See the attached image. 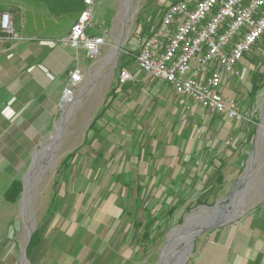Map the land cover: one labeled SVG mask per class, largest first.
Instances as JSON below:
<instances>
[{"label": "rangeland", "instance_id": "obj_1", "mask_svg": "<svg viewBox=\"0 0 264 264\" xmlns=\"http://www.w3.org/2000/svg\"><path fill=\"white\" fill-rule=\"evenodd\" d=\"M9 1L0 0V5L4 2L5 10L12 11L15 29L20 34L34 35L31 32L36 24L45 25L42 20L36 22L30 17L33 25L26 32V21L16 14V3ZM173 1L94 0L92 25L87 32L104 37L105 43L91 62L82 49L76 50L80 62L89 64V69L82 79L86 83L79 87L81 81L74 88L71 102L62 101L64 78L52 79L51 84L59 82L60 90L51 96L57 95L58 102L47 129L39 130L36 126L31 131H15V126L8 123L17 120L18 115L24 118L22 114L36 106L35 101H26L31 97L28 86L14 94L20 98L19 108L11 106L10 99H1L0 264H36L34 255L44 250V244L53 249L55 259L51 263L63 264L62 247L68 245V250L71 249L75 237L78 264H159L168 239L176 240L186 221L198 224L206 217L203 213L209 209L204 204L196 206L198 198L207 197V204L211 207L217 202L218 208L233 199L236 181L241 177L238 175L248 169H245L246 158L243 160V156L233 153L246 147L251 138L248 128L264 127V35L244 55L241 76L224 75L221 85L222 95L236 101L252 122L210 117L206 109L184 98L194 110L188 113L173 91L167 95L157 91L155 82L144 77L135 61L129 60L131 63L125 67L135 74L141 88L136 90L132 83L118 86L121 60L125 62L134 57L141 42L159 22L166 5ZM21 7L25 17V8ZM34 12L32 9L30 13ZM72 22L73 18L55 23L43 35L55 37L64 45L63 38ZM194 62L193 59L191 65ZM6 63H1L0 80L16 73V68ZM209 67L218 66L212 61ZM16 77H19L17 73ZM17 81L20 82L16 80L17 84ZM252 84L261 86L253 100L249 96ZM1 87L7 97L8 85ZM112 87H116L112 99L106 98ZM125 91L139 94L137 98L122 96L121 99L118 94ZM46 94L41 101L44 104L49 101L51 91ZM108 101L111 105L95 120ZM43 112L48 113L46 109ZM179 132L175 139L174 134ZM238 132L244 134L238 137L233 148L226 140L237 138ZM260 133L259 156L264 155V129ZM73 150L74 154L64 162ZM220 162L224 163L225 179L219 185L215 183V176ZM13 180L21 182V191L10 202L4 192ZM246 182L238 185L240 193L231 219L250 203L251 188ZM50 204L52 210L47 214ZM143 206L154 215L153 225L147 221L150 217L145 220ZM169 206L174 207L173 212H168ZM214 212L218 213L215 210L209 214ZM29 229L32 233L38 230L40 243L29 257L27 253L24 257L22 251ZM208 231L211 229L203 230L191 242L181 264L190 263L197 237ZM144 236L147 238L141 241ZM184 245H175L174 252H179ZM175 259L177 254L172 253L166 262L172 264Z\"/></svg>", "mask_w": 264, "mask_h": 264}, {"label": "built area", "instance_id": "obj_2", "mask_svg": "<svg viewBox=\"0 0 264 264\" xmlns=\"http://www.w3.org/2000/svg\"><path fill=\"white\" fill-rule=\"evenodd\" d=\"M83 5L64 41L94 58L105 39L87 32L92 25L94 0H83ZM262 35L264 0H175L166 5L155 28L141 42L134 61L148 77L169 84L186 110H192L186 101L189 99L226 121H250L220 88L224 75L241 76L244 55ZM25 39L15 29L13 16L0 12V48H13ZM212 61L218 67H209ZM84 76L85 71L78 66L69 70L63 102L72 101L74 88ZM133 79L134 73L125 66L120 68L119 87Z\"/></svg>", "mask_w": 264, "mask_h": 264}, {"label": "crops", "instance_id": "obj_3", "mask_svg": "<svg viewBox=\"0 0 264 264\" xmlns=\"http://www.w3.org/2000/svg\"><path fill=\"white\" fill-rule=\"evenodd\" d=\"M21 35L23 37H26V39L24 41H21L17 46L10 49L0 48V70L3 69L1 63L6 61V64L9 63L10 66H14L16 68V73L20 77V79L19 77L17 78L15 73L14 75L7 77L4 80H0V107L2 105L1 99H5V101L7 99H10L12 101L11 106L16 105L15 107L19 108L17 102L20 98L17 97V94L15 96L14 94L19 88L28 86L26 87L28 90L27 92H30L31 97L29 99H26V101H35V103H37L36 106L34 108H31V110H29L27 114H22L24 118H20V116L18 115L17 120L15 118L8 121V123L15 126V131H31L33 130V127L35 129L36 126H38L39 130L47 129L49 117L53 114L56 103L58 102L57 95H55L54 98H52L51 96L54 92L58 93V91L60 90L59 82L51 84L52 79H57L58 81L59 79L64 78V80L62 81V86L64 88L68 77V72L71 68L78 66L85 71L88 68L89 64L88 66L86 65V63L82 64L76 56V49L70 47L67 43H64V45L58 43L55 37H52L50 35H43L40 33H35L34 35ZM80 49L85 52L88 61L91 62L93 58H90L83 48ZM144 77H147L151 82H155L154 88H159L157 91L162 90L164 95H167L168 91H173L171 87H167V85H165L160 80L152 79L145 73ZM16 80H20V82L17 81V84ZM138 82L139 80L134 74V79L132 81H128L127 83H125V85L132 83L131 85L134 88L136 87L137 90L138 88H141ZM85 83L86 79H84V81L79 84V87L83 86ZM4 84L8 85L9 89L7 97L5 95V89L1 87ZM48 91H51V95L49 96V101L44 104L41 101L46 98V93H48ZM61 91L63 92L62 87ZM138 91H133L134 93L125 91L121 92V94L118 95L121 96V99L123 97L129 99H131L132 97L137 98L139 94ZM37 101L40 102L38 103ZM44 108L46 109V111H48V113L43 112L45 110ZM192 111L194 110L192 109L191 111L187 112L192 113ZM205 111L206 114L210 117H221L220 115L211 114L207 110ZM242 112L247 114V112L243 110ZM16 116L17 114L14 117ZM215 119L216 118H214L213 121H216ZM233 121H237V123L246 122L245 120L238 119ZM247 122H252V120ZM262 122L263 120H261L260 123L262 124ZM208 125H210V127H215L213 123H209ZM232 127L234 126L232 125ZM263 129L264 127L260 129V126H252L251 128H248V136H250L251 138L248 141L246 147L241 148L233 153L234 156H243V160L244 158H246L245 161L247 160V165L245 169H248L238 175H241V177L236 181L235 193L233 194V199L230 200V203H226L225 205H223V208H218L216 206L217 202H214L213 206L211 205L210 207V205L207 204L208 200H206V203H200L208 207L209 213L216 210L218 213L213 216V219L222 224L218 225L215 228H212L211 231L207 232V234L205 233L197 237L195 242L196 247L189 264H264V155L259 156L257 147L258 138L261 134L260 132ZM220 130L222 131L223 129L220 128ZM180 132L178 134H174L175 139H178ZM243 134L244 133L238 132L237 138L235 137V139L233 140L227 139L226 141H230L229 144L231 145V147L235 148L238 137ZM223 167L224 163L220 162L219 167L216 170L215 183L219 185L222 184L225 179L222 174ZM248 171L249 173H247ZM219 174H221V178H217V175ZM245 175L246 177L243 181L247 180L245 185L251 188L250 203L247 208L242 211L237 217L231 219V211L235 210L237 198L240 193L238 185L243 183V181L240 182V179H242ZM245 185H243L242 187H245ZM207 212L203 213L206 214V217L203 218L201 222L209 218V216L207 217ZM200 214L201 215L199 216L201 217L202 213ZM43 247L44 250H42L41 253H36L34 255V259L36 258V264H50L53 259H55L52 252L53 249L50 247V245L44 244ZM62 248L65 251L63 254H60L62 263L78 264V261L76 263V237L72 242L71 249L68 250V245L63 246ZM64 259L65 263L63 262ZM69 261H71V263H69Z\"/></svg>", "mask_w": 264, "mask_h": 264}, {"label": "trees", "instance_id": "obj_4", "mask_svg": "<svg viewBox=\"0 0 264 264\" xmlns=\"http://www.w3.org/2000/svg\"><path fill=\"white\" fill-rule=\"evenodd\" d=\"M9 1V0H7ZM9 2L11 3H16L15 6V10H16V14L18 16H21V18L23 19V21H26V25H27V29L26 32L30 31L31 26L33 25L31 23V19H29L30 17H32L34 20H36V22H40L41 20L45 23V25L43 26L42 24H36L34 26V29L31 33H40L43 34L45 33L47 30H49L50 28L55 26V23L58 25L64 21H69L73 18V22L75 21V19L77 18L79 12L83 9V0H10ZM21 5L24 6L25 8V17H24V13L23 11H21ZM6 3H2L0 5V11H7L12 15V11L11 10H5ZM27 6V9H26ZM35 10L34 13H30L31 11ZM32 14V15H30ZM13 16V15H12ZM44 16V17H42ZM56 21V22H54ZM52 22H54L52 24ZM72 22V23H73ZM37 31V32H36ZM29 33V32H28ZM263 36V35H262ZM261 36V37H262ZM260 37V38H261ZM260 38L256 41V43H259ZM255 43V44H256ZM254 44V45H255ZM253 45V46H254ZM122 54V53H121ZM132 55H134V53H131ZM123 55V54H122ZM134 61V57H130L128 58L125 62L121 60V63L119 64L120 67H124L125 65H128L129 63H131ZM165 85L171 87L169 84H166L165 82H163ZM124 85V84H123ZM261 86L257 85V84H252V87L250 89L249 92V96L251 97V99L253 100V98L256 96V94L258 93V91L260 90ZM115 89L116 87H112L109 92L106 95V98H111L113 96H111V94L114 92L115 93ZM115 98V97H114ZM111 101L105 102L102 111H100V113H98L95 116V120L102 116L103 113L108 109V106L111 105ZM221 118V117H219ZM95 121L92 122V124L90 125L93 126ZM89 127V128H90ZM75 150H73V152L71 151V153H69L66 157V159L64 160V162H66V160H68L69 158H71V156L74 154ZM221 174L217 175V178H221L220 177ZM220 180V179H219ZM55 184L57 183V180L54 182ZM21 191V182L19 180H13L10 185L8 186V188L6 189V191L4 192V197L7 201L10 202H14L15 199L18 197L19 193ZM139 193H142V190H139ZM141 197V196H140ZM55 199V193L53 196V200ZM52 200V201H53ZM207 199H200L198 198L195 201V205L200 204V203H206ZM141 205V204H140ZM51 204L49 205V208H47L46 213H50L51 212ZM146 207L143 206L141 208V211H143L144 216H145V220L150 217L151 219L147 220L150 221L152 223V225L154 224L153 222V218L150 215V211L145 210ZM168 212H173L174 211V207L169 206L168 208ZM145 224V223H144ZM137 226H139V224H137ZM140 227V226H139ZM138 228V227H137ZM145 238L147 237H142L141 241H144ZM39 243V232L36 229L30 238V241L26 247V253H27V257L30 256L32 250L36 247V245Z\"/></svg>", "mask_w": 264, "mask_h": 264}, {"label": "bare ground", "instance_id": "obj_5", "mask_svg": "<svg viewBox=\"0 0 264 264\" xmlns=\"http://www.w3.org/2000/svg\"><path fill=\"white\" fill-rule=\"evenodd\" d=\"M27 191H28V188H27L26 192ZM230 206H231V204H230ZM193 213H197V212H193ZM215 214H217V213L214 212V214H209V211H208L207 212V217L208 216L209 217H213ZM199 215H201V214H199ZM188 221H190V220H188ZM188 221H186V223L183 225L182 229L180 230L181 231L180 232L181 234L178 235V237H175L176 240L173 239V237H171V238L168 239L167 244L163 248V251H162V254H161V261L159 262V264H163V263L164 264H167L166 260L168 261L169 256L172 253H174V255L177 254V259H175V261L172 264H181L182 263V261L184 259V255H185L187 249L189 247L191 248V240H192V237L198 231L197 228H199L200 226H202V225H200L198 227L199 224L189 223ZM205 221H203V222H205ZM194 229H197V230H194ZM28 231H30V229ZM182 233H183V235H182ZM180 243H184L185 245L183 246V248L179 252H174L175 245H179ZM189 243H190V245H189ZM190 248H189V250H190Z\"/></svg>", "mask_w": 264, "mask_h": 264}, {"label": "water", "instance_id": "obj_6", "mask_svg": "<svg viewBox=\"0 0 264 264\" xmlns=\"http://www.w3.org/2000/svg\"><path fill=\"white\" fill-rule=\"evenodd\" d=\"M115 53H116V55H117V54H118V51L116 50ZM23 184H24V182H23ZM220 224H222V223H219L217 220H214L213 217H209L205 222H201V223H199L198 227H199L200 225H202V226H200L199 228H197L198 231H197V232L194 234V236L192 237L191 242L194 241L195 238H196V236H197L198 234H200L203 230L215 228V227H217V226L220 225ZM31 235H32V231H31V229H30V231L27 232V235H26V241H25V245H24V249H23V251H22L24 257H26L25 248H26L28 242L30 241Z\"/></svg>", "mask_w": 264, "mask_h": 264}]
</instances>
